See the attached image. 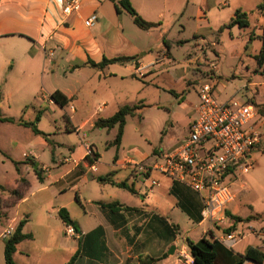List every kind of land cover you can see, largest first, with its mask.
Segmentation results:
<instances>
[{
    "label": "crops",
    "instance_id": "1",
    "mask_svg": "<svg viewBox=\"0 0 264 264\" xmlns=\"http://www.w3.org/2000/svg\"><path fill=\"white\" fill-rule=\"evenodd\" d=\"M67 1L0 0V39L20 37L28 42L25 51L29 60L25 68L19 71L24 76L32 71L31 80L26 86L37 79H40L42 86H49L53 75L48 66L58 62L61 56L68 58L70 71L89 67L104 78L135 81L138 80L137 76L151 74L165 61V57H161L166 54L163 50L158 52L157 57L152 56L151 50L147 51V45L126 35L123 14L126 11L120 8V12H117L116 9V4L121 0H83L79 11L65 15L63 9ZM130 1L145 21L159 24L150 10L154 8V2L140 0L138 5L134 0ZM92 15H96L98 20L94 26L86 27L84 22ZM121 57L132 59L113 63L118 67L116 70L108 64L104 67L88 65L89 62L98 65L105 58ZM13 71L14 64L10 67V72ZM56 91L59 90L50 91L48 104H53L51 95ZM63 94L70 102L74 98ZM2 95L0 117L13 119L15 123L0 121V124L11 125L16 131L19 126L15 124L21 125L20 120L5 113V108L10 110L9 101L13 93H6L3 89ZM34 99L36 101L37 97ZM42 100L46 101V96H42ZM70 102L67 105L69 112L65 111L66 131L77 133L90 120L93 127L99 118H109L124 107H117L112 111L113 115L103 117L109 108V103L104 101L94 111V115H89L87 120L77 124L73 120L78 116V111ZM193 122L188 124L186 135L176 138L177 146L188 137ZM261 126L264 131V123ZM112 130H116L117 134V128ZM44 134L48 135V141L37 135L39 146L43 148L51 145V134ZM114 139L106 144L108 149L119 148L112 145ZM33 146H21L11 140L8 162L1 161V165L6 166L2 172L12 175L14 185L8 187L0 180V185L5 188L0 193V264H6L5 242L9 237L4 238V233L10 230L13 235L22 220L26 221L22 233L27 238L16 247L15 264H68L75 255L74 264H179L181 252H189L188 240L198 243L205 238L212 242L206 235L210 227L207 223L199 237L189 238L195 226L205 224L202 221L203 201L200 194L156 172L152 173V177L159 182V186L149 191L148 184L137 177L129 166L130 162L153 166L162 154L170 151L155 149L150 163L146 162V157L136 153L122 158L115 153L112 164H104L96 145L81 139L75 145L60 143L59 146L66 148L67 153L57 154L53 151V165H46L40 162L39 151H35ZM89 148L92 156H88ZM14 163H18V168ZM99 165H107L108 168L104 172ZM36 169L41 170L42 181L38 179ZM100 178L105 180L100 181ZM22 179L25 183L21 196H10ZM122 183L132 186L136 194L118 186ZM231 183L235 200L228 208V216L242 220L261 216L253 213L241 215L243 207L248 204L242 200L241 191L235 189L236 181L232 180ZM113 189H122L129 194H115ZM115 202L118 205L112 209L106 206ZM78 208L81 214L77 212ZM61 209L68 211L71 224L76 226L77 236L66 234L67 225L59 216ZM237 224L242 238L228 245L221 244L222 247L216 249V264H235L250 247L264 251V233L257 230L264 228V220L241 221ZM98 228L102 229V233L87 237ZM184 231L185 237L182 236ZM244 264L256 263L245 261Z\"/></svg>",
    "mask_w": 264,
    "mask_h": 264
},
{
    "label": "rangeland",
    "instance_id": "2",
    "mask_svg": "<svg viewBox=\"0 0 264 264\" xmlns=\"http://www.w3.org/2000/svg\"><path fill=\"white\" fill-rule=\"evenodd\" d=\"M139 1L134 0L138 5ZM149 1L155 3L150 10L159 25L143 30L134 23L131 15L124 12L125 33L138 43L147 45L152 56L157 57L163 50L166 54L161 57H165V61L151 74L137 76V81L104 78L89 67L70 71L68 58L61 56L58 62L48 66L53 75L49 86H42L40 79L26 86L32 71L25 76L19 71L29 60L25 51L28 42L20 37L0 39V100L3 89L6 93H13L9 101L10 110L5 108V113L22 122L36 123L39 131L51 134V145L43 148L39 146L38 136L28 127L15 124L19 126L16 132L11 125L0 124V180L8 187H12L14 182L10 173L2 172L6 166H2L1 161L8 162L11 140L21 146L34 145V150L41 156L40 162L46 165H53V151L67 153L66 148L59 146L60 143L75 145L81 139L96 145L104 164H112L115 153L121 158L136 153L146 157V162L150 163L155 149L172 151L178 147L176 138L187 134L188 124L198 118L199 93L205 83L214 85V96L220 104L236 100L255 106L263 125L264 65H258V56L264 43V0ZM239 9L248 14L250 26L220 32L219 29ZM12 64L14 71L10 72ZM108 65L115 70L118 68ZM54 90L74 97L70 104L77 108L78 116L73 120L77 124L94 115L104 101L109 103V108L103 117L113 115L112 111L120 106L141 107L136 116L127 118L119 148L108 149L106 144L115 138L116 130L92 127L90 120L80 133L66 131L65 111L69 106L61 107L54 102L48 104L49 93ZM42 96H46V101ZM34 97H37L36 101ZM252 158L255 160L253 168L247 174L236 170L233 181H236L235 189L241 191L242 200L248 204L243 207L241 215L253 213L264 218L263 130L261 144L253 151ZM99 168L105 172L108 166L99 165ZM113 190L115 194H129L122 189ZM77 212L81 214L82 211L78 208ZM247 222L243 220V223ZM206 226V223L195 226L189 238L199 237ZM257 230L264 233V228ZM185 235L184 231L182 236Z\"/></svg>",
    "mask_w": 264,
    "mask_h": 264
},
{
    "label": "built area",
    "instance_id": "3",
    "mask_svg": "<svg viewBox=\"0 0 264 264\" xmlns=\"http://www.w3.org/2000/svg\"><path fill=\"white\" fill-rule=\"evenodd\" d=\"M83 0H68L63 14L79 11ZM98 20L92 15L85 20L86 27ZM214 85H202L197 108L198 118L192 123L189 135L174 150L160 156L153 166L130 162L134 174L149 191L159 186L152 177L156 172L172 181L184 184L202 196V221L209 224L206 235L222 245L242 238L238 224L228 216V208L235 200L231 181L236 170L247 174L254 166L252 153L262 141V126L259 111L255 106L236 100L224 104L217 102ZM88 156L92 151L87 150ZM236 179V178H235ZM240 223V222H239ZM66 234L77 236L73 226H66ZM12 235L10 230L4 238ZM179 264H194L188 251H182Z\"/></svg>",
    "mask_w": 264,
    "mask_h": 264
},
{
    "label": "trees",
    "instance_id": "4",
    "mask_svg": "<svg viewBox=\"0 0 264 264\" xmlns=\"http://www.w3.org/2000/svg\"><path fill=\"white\" fill-rule=\"evenodd\" d=\"M120 8L124 9L131 17L133 18L134 23L143 30H150L152 28L157 27L159 24L151 23L145 21L134 9V7L131 4L130 0H121L119 3L116 4L117 12H120ZM250 26V21L248 14L241 9L237 10L235 12L234 17L230 19V21L223 25L219 31L222 32L225 29H232L234 27H239L240 29L248 28ZM132 58H114V59H104L103 62L100 64H95L93 62H89L88 65H91L93 67H104L107 64H113V63H122L123 61L131 60ZM258 65L262 67L264 65V43L262 45V50L260 52V55L258 56ZM51 99L60 105L61 107H65L69 104L70 100L60 91H56L51 95ZM141 106H124L121 107L117 113H115L113 116L103 119L99 118L94 126L98 129H107L112 130L114 128H117V134L115 136V139L112 143L113 146L119 147L124 135V129L126 125V120L130 116H136L138 114V111ZM39 116L37 117V119ZM1 122H15V120L10 118H2L0 117ZM19 123L24 126L31 128L33 132L36 135L43 136L46 141H48V135L44 134L43 132L39 131L37 129L36 123H26L22 122L21 120ZM87 160L92 163L90 158ZM16 167L18 168V163H14ZM36 175L40 181H42V173L41 170L36 169L35 170ZM100 181H104V178H100ZM21 184L19 187L13 191L10 192V196H21V191L24 189L23 183H25V180H21ZM121 188L128 189L132 194H136L135 189L132 186H127L126 183L118 184ZM5 191V188L0 185V193H3ZM118 203H111L106 205L108 208H114ZM59 216L64 221L66 225H71V220L69 217V213L66 209L59 210ZM235 223L243 221L241 218H232ZM264 220L261 216H251L246 219V221H252V220ZM26 221L22 220L18 227L16 228L14 234L10 236L6 242H5V262L6 264H15L14 263V254L16 252L17 245L27 238L26 235L22 233L23 227L25 225ZM74 229L77 232L76 226H73ZM96 233H102V229L98 228L95 231H93L91 234H89L87 237L91 236L92 234ZM189 253L192 255L194 259V264H216L217 259V253L216 249L222 247L221 244H219L216 241H208L205 238H203L198 243H193L191 241H187ZM76 256H73L71 261L68 264H74ZM245 261H252L256 264H263L264 263V251H261L258 248L250 247L246 250L245 254L243 256H240L238 261L235 264H244Z\"/></svg>",
    "mask_w": 264,
    "mask_h": 264
},
{
    "label": "water",
    "instance_id": "5",
    "mask_svg": "<svg viewBox=\"0 0 264 264\" xmlns=\"http://www.w3.org/2000/svg\"><path fill=\"white\" fill-rule=\"evenodd\" d=\"M71 226H74V224L72 223Z\"/></svg>",
    "mask_w": 264,
    "mask_h": 264
}]
</instances>
